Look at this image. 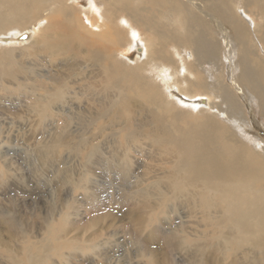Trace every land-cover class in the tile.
I'll use <instances>...</instances> for the list:
<instances>
[{
    "label": "bare ground",
    "instance_id": "6f19581e",
    "mask_svg": "<svg viewBox=\"0 0 264 264\" xmlns=\"http://www.w3.org/2000/svg\"><path fill=\"white\" fill-rule=\"evenodd\" d=\"M146 1L0 0V114L24 104L54 151L85 118L88 132L148 141L169 161L157 195L195 198L220 247L264 264V0H150L157 16ZM3 225L0 264L46 263Z\"/></svg>",
    "mask_w": 264,
    "mask_h": 264
},
{
    "label": "rangeland",
    "instance_id": "374dc122",
    "mask_svg": "<svg viewBox=\"0 0 264 264\" xmlns=\"http://www.w3.org/2000/svg\"><path fill=\"white\" fill-rule=\"evenodd\" d=\"M158 20L167 33L181 31L173 18ZM9 110L24 113L0 114V240L10 230L3 222H16V251L38 243V251L47 248L45 264H208L205 255L209 264L252 262L219 246L204 209H191L188 198H195L157 195L156 179L169 161L148 141L128 146L121 134L88 132L85 118L76 121L80 131L62 133L70 147L54 151L48 121L26 114L24 104ZM126 154L129 165L120 166ZM4 254L0 249L2 262Z\"/></svg>",
    "mask_w": 264,
    "mask_h": 264
}]
</instances>
